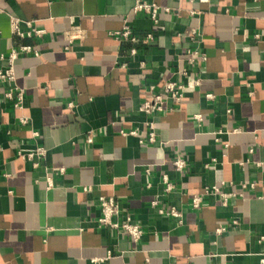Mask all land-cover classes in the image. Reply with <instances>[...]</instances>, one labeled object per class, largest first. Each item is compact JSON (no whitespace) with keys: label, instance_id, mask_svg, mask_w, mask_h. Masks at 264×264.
<instances>
[{"label":"crops","instance_id":"crops-1","mask_svg":"<svg viewBox=\"0 0 264 264\" xmlns=\"http://www.w3.org/2000/svg\"><path fill=\"white\" fill-rule=\"evenodd\" d=\"M138 1L158 6L157 21L134 11ZM12 17L45 34H12ZM73 26L85 36L66 49ZM126 26L154 39L112 36ZM26 45L35 52L15 66L22 110L0 84V264H260L264 0H0V69ZM196 50L205 61L190 55ZM165 82L186 85L182 100L141 113ZM22 115L31 123L20 124ZM38 146L47 158L37 166L20 157ZM179 154L183 174L173 166ZM165 177L176 187L169 194ZM221 183L227 206L206 195L193 209L195 195ZM102 198L119 203L120 220L142 225L139 243L99 223ZM154 200L176 208L182 223L160 215Z\"/></svg>","mask_w":264,"mask_h":264},{"label":"built area","instance_id":"built-area-1","mask_svg":"<svg viewBox=\"0 0 264 264\" xmlns=\"http://www.w3.org/2000/svg\"><path fill=\"white\" fill-rule=\"evenodd\" d=\"M158 6L156 4H150L147 2L138 1L134 7L135 12H146L151 15L152 19L157 21V11ZM11 31L12 34L19 36L21 38H31L33 36H42L45 34V31L37 29L33 22L23 21L18 18L12 17L10 19ZM27 27V31L22 30V26ZM195 32L192 31L188 34L189 37H193ZM85 36V31L81 30L77 26H73L71 30L64 34V39L67 42L68 49L75 40L81 39ZM112 36L119 40H125L128 42L136 43L140 41H151L154 39L152 34L147 35L145 38H140L135 34V32L128 26L124 27L121 31H116L112 33ZM258 37V36H257ZM34 49L31 46H22L18 50L14 49L11 51L10 55L7 58L8 64L6 67L0 69V84H5L9 86V89L5 93V99L9 101L14 110L19 111L24 108L25 102V90L19 87L16 83V72L15 66L17 61L20 59L21 55H28L34 53ZM191 56L197 55L202 61H205L206 58L200 51H194L190 53ZM190 62H194V59H190ZM199 81H192L188 86H197ZM187 86V87H188ZM162 90L159 93L152 94L151 97L146 100L140 107V112L149 116H157L160 113L167 112L168 101L173 100L174 102H180L184 96L186 85L180 82H165L162 85ZM153 89V88H152ZM208 99L213 100V95H208ZM196 120L202 121L201 116H196ZM19 123L22 125H28L31 123L30 117L22 115L18 117ZM151 128L153 130L152 124ZM151 130L148 141L150 143L155 142V133ZM92 134H89L87 138V143H92ZM135 134V132H132ZM37 136L38 134H34ZM144 143V142H142ZM20 157L24 160L33 161L34 165L37 166L38 162L45 160L47 158V150L44 147H36L33 151L28 152L27 154H20ZM174 169L177 172L185 173L188 169V160L184 154H179L173 161ZM63 172V169H60ZM49 186L53 185L52 174H49L48 177ZM224 183L220 185H214L212 187L206 188L203 195H195L192 198V207L194 210H200L203 204L204 196L206 195H219L222 199V204L227 206L231 197L228 194L223 193L222 187ZM243 188H255V184H243ZM176 189L173 183H170L167 177L164 178V191L169 194ZM153 208H157L158 213L163 216L174 218L178 221L179 224L182 223V214L174 207H159V201L154 200L152 202ZM101 212L102 217L99 219V223L107 228L109 231L114 233H119L124 235V237L130 238L133 242L139 243L144 235V230L141 224L132 222L130 217H126L124 220H120L121 208L119 203L114 198H102L101 203ZM159 207V208H158ZM224 228H219L217 233L220 234L224 232ZM264 240V238H263ZM96 260H94L93 263ZM98 262V261H97ZM260 264H264V257L261 258Z\"/></svg>","mask_w":264,"mask_h":264}]
</instances>
